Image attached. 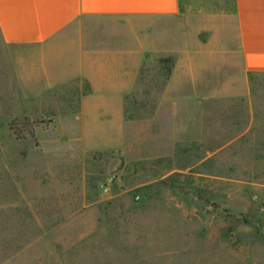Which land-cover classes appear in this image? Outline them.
<instances>
[{"label": "rangeland", "instance_id": "374dc122", "mask_svg": "<svg viewBox=\"0 0 264 264\" xmlns=\"http://www.w3.org/2000/svg\"><path fill=\"white\" fill-rule=\"evenodd\" d=\"M173 60L145 63L127 116L151 110ZM17 67L0 40V264H264V74L251 78V127L247 100H211L235 110L210 121L207 138L240 136L220 155L217 144L187 141L144 160L85 150L71 139L82 120L78 132L55 125L78 111L75 88L59 96L64 110H29ZM93 129L84 143L105 147Z\"/></svg>", "mask_w": 264, "mask_h": 264}, {"label": "crops", "instance_id": "0c3cea01", "mask_svg": "<svg viewBox=\"0 0 264 264\" xmlns=\"http://www.w3.org/2000/svg\"><path fill=\"white\" fill-rule=\"evenodd\" d=\"M0 40L18 62L29 110H64L59 96L76 89L78 111L54 120L67 133L82 120L81 138L71 139L85 150L150 160L201 141L220 155L240 136L207 138L210 121L223 124L235 110L211 100H247L251 127V78L264 74V0H0ZM167 54L174 60L160 97L127 117L143 66ZM96 127L105 147L84 143Z\"/></svg>", "mask_w": 264, "mask_h": 264}, {"label": "trees", "instance_id": "16d2710c", "mask_svg": "<svg viewBox=\"0 0 264 264\" xmlns=\"http://www.w3.org/2000/svg\"><path fill=\"white\" fill-rule=\"evenodd\" d=\"M171 67H172V65H171ZM171 67L168 69V71H167V79H168V77H169V75H170V73H171ZM127 117H130V118H132L131 116H127ZM12 129L14 130V133L18 136V137H23V135L21 134V132H20V130H18L15 126H14V124H12ZM30 134L31 135H33L34 136V131H31L30 132Z\"/></svg>", "mask_w": 264, "mask_h": 264}]
</instances>
